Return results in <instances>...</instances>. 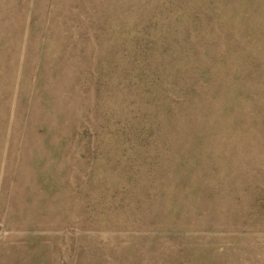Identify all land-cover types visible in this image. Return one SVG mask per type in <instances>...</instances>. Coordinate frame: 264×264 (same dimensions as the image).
Returning <instances> with one entry per match:
<instances>
[{"label": "rangeland", "instance_id": "obj_1", "mask_svg": "<svg viewBox=\"0 0 264 264\" xmlns=\"http://www.w3.org/2000/svg\"><path fill=\"white\" fill-rule=\"evenodd\" d=\"M0 264H264V0H0Z\"/></svg>", "mask_w": 264, "mask_h": 264}]
</instances>
